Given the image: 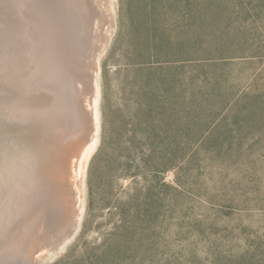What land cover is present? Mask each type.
<instances>
[{
  "label": "rangeland",
  "instance_id": "1",
  "mask_svg": "<svg viewBox=\"0 0 264 264\" xmlns=\"http://www.w3.org/2000/svg\"><path fill=\"white\" fill-rule=\"evenodd\" d=\"M16 14L52 28L61 56L75 42L68 109L91 128L68 111L64 143L48 144L62 150L37 151L49 219L13 228L0 264H264V0H0V62L25 75L7 44ZM13 129L0 127V182L7 155L31 169L32 137ZM94 143L68 235L72 166Z\"/></svg>",
  "mask_w": 264,
  "mask_h": 264
},
{
  "label": "bare ground",
  "instance_id": "2",
  "mask_svg": "<svg viewBox=\"0 0 264 264\" xmlns=\"http://www.w3.org/2000/svg\"><path fill=\"white\" fill-rule=\"evenodd\" d=\"M20 17L21 16L16 14L15 31L12 35L13 37L11 38L12 39L11 42L8 40L9 42H7V44L12 45V49L15 50L14 53L19 51L20 52L24 51V53L27 54V56L24 57H26L25 59L27 60V62L30 61L31 69L29 68L30 70L27 71L24 68L25 69L24 72L26 71L24 75L22 73H19L21 71L23 72V70L18 71L19 68L21 69L22 67H24V63L21 62V64H23V66L21 65L22 67L21 66L18 67L16 63L15 65L11 64L12 66L9 65L11 67L9 68V66L5 67V64L0 62V127H2V130L4 132L8 128L13 127L14 128L13 132L16 133L21 130L24 134H26L24 137L28 138V136H31L32 138L30 139V144L33 145L34 152L31 153V155L27 156L25 160L26 162L24 161L25 165L31 166V169L27 167H22V168L18 167L17 166L18 164L17 165L15 164L14 166L12 158H9L8 155L6 158L5 156H3V159L5 158L3 164L6 162V165H5V169H3V173L5 177L0 182V206L5 207L4 212H0L1 246L7 245L8 244L7 242L9 241L12 242V240H17V239H11L15 236L14 234L12 235L11 233L13 228L22 227L23 229V226H25L26 223H30L29 220L30 221L32 220L31 222L32 223L34 222L35 225L36 223H38L39 225L41 223L46 222L49 219L48 218L49 216H47L46 214L49 213V208H51L50 206H52L51 201H53L52 199L54 194L57 193H54V187L52 186L53 181L51 182V184H48L50 179L46 177V174L44 172L46 168L44 167L46 165V162L42 160L36 162L37 156L39 154V153L37 154V151H41L42 148L43 150L46 148L45 152L49 147H50L49 149H51L53 145H48V144L54 143L55 145L56 142H58V144L61 145V143H64V141L62 140L65 138L64 129H65V124L68 122L66 120L69 111L68 106L71 105L70 98H69V103L67 102L68 100H66V104H65V101L63 100V97H65L64 94L65 89L62 86L63 82L61 79L58 81L57 72L60 69V63L62 60H61V55L56 51V41L54 38L51 39V41L50 40L46 41V36L51 37L53 35V32H51L52 28L45 26L46 25L45 24L42 26L41 29H39L40 28L39 25H41L39 23H37L38 25L34 24L35 26L34 29L32 27L30 28L29 25H26L27 24L26 21L23 22ZM36 40H44L45 42L42 44L41 41L37 42ZM45 43L46 45L44 46ZM1 47L3 48V52L4 49L6 50L7 48L6 46H5L6 48H4L3 46ZM10 52H12L13 54L12 50ZM6 53H8L7 50ZM16 54H14V56ZM5 55L4 57L1 56L2 57L1 60L7 59L8 56L6 57ZM20 55L22 54L20 53ZM16 57H18L17 59L20 60L19 56ZM8 60L10 61L9 58ZM21 60L23 61L22 58ZM34 60H38L39 63L37 64V66L35 62L33 63ZM19 64L20 63H18V65ZM96 64L97 63H94V68H93L95 71L96 69H98ZM32 74L33 76H31ZM56 118L60 122V125L58 124L57 128L53 126ZM22 124H23V128H22ZM16 126H20V129H17ZM11 143H13L14 147L15 145H18L16 141ZM69 143H72V141H69L67 145ZM63 146L65 147V145ZM54 147L55 146H53V148ZM94 147H95V143L90 148L84 147L81 154L79 153L80 156H79L78 164L77 165L72 164L73 166L71 172V184L75 196L76 211L74 214L73 224L71 225L72 230H69V233H67L68 235H71L78 228L81 212L83 209L82 208L83 174L88 159ZM56 148H57V144H56ZM60 148L61 147H59V150L56 149L53 150L61 151L62 148L61 150ZM6 151H2V152L3 153L5 152L4 154H6ZM56 155L58 156L59 154H55V156ZM1 156L2 154L0 153V157ZM59 158L61 159L59 161L63 166V158L62 157ZM45 161H48V159H46ZM51 161L53 162V160ZM47 163L49 164V162ZM62 166L60 167L62 168ZM18 175H21L22 177H16ZM58 176L61 185H64L65 178L60 177V175L57 174V178ZM54 178L56 179V177ZM57 180L58 179H56V181ZM68 188L70 189V187ZM67 194H69V191L67 192ZM7 210H9L10 212H7ZM44 210H45V214L44 215L41 214L43 216L40 218L38 214H40L39 213L40 211H44ZM44 229L46 230L45 227Z\"/></svg>",
  "mask_w": 264,
  "mask_h": 264
},
{
  "label": "water",
  "instance_id": "3",
  "mask_svg": "<svg viewBox=\"0 0 264 264\" xmlns=\"http://www.w3.org/2000/svg\"><path fill=\"white\" fill-rule=\"evenodd\" d=\"M66 39L71 40V41H75L74 35L71 38L69 37V38H66ZM72 46H75V42H73L71 45H68V46L66 45L67 55L64 54V55L61 56V60L62 61L60 63V69L57 72L58 81L61 79L62 82H63L62 86L64 88H66L65 89V97H63V100L65 101V104H66V100H69V98H70V93L72 92V89L76 88V86L74 85V82H76L77 78H78L77 77L78 75L77 76L75 75V77H74V74H73L74 73V69L72 70L71 68L68 67L69 65L72 64V59L74 58V49H72ZM81 65H82V62H80V66ZM70 108L71 109H69V111H70V113L72 115V118H70L69 123H71V124L69 126H71L74 123V121H76V120L78 121V119H81L83 117L85 119L86 123H87L86 125H87V130L88 131L86 130V132L89 133V130H90L91 126H90V117H89L88 113L85 112V115L84 114L83 115L82 114H78L77 115L75 113L73 107H70ZM70 210H73V208L71 207ZM71 219H72V215L70 217V221H71ZM65 234H63V235H65Z\"/></svg>",
  "mask_w": 264,
  "mask_h": 264
}]
</instances>
